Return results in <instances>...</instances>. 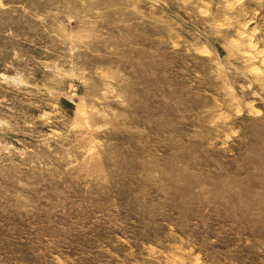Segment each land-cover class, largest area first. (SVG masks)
<instances>
[{"label":"rangeland","instance_id":"obj_1","mask_svg":"<svg viewBox=\"0 0 264 264\" xmlns=\"http://www.w3.org/2000/svg\"><path fill=\"white\" fill-rule=\"evenodd\" d=\"M0 264H264V0H0Z\"/></svg>","mask_w":264,"mask_h":264}]
</instances>
